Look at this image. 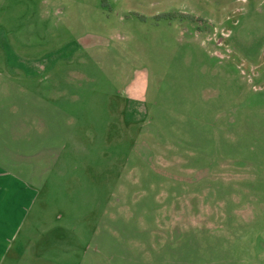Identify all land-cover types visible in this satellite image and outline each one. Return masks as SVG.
I'll use <instances>...</instances> for the list:
<instances>
[{
  "label": "rangeland",
  "instance_id": "rangeland-1",
  "mask_svg": "<svg viewBox=\"0 0 264 264\" xmlns=\"http://www.w3.org/2000/svg\"><path fill=\"white\" fill-rule=\"evenodd\" d=\"M0 158L35 264H264V0H0Z\"/></svg>",
  "mask_w": 264,
  "mask_h": 264
},
{
  "label": "crops",
  "instance_id": "crops-1",
  "mask_svg": "<svg viewBox=\"0 0 264 264\" xmlns=\"http://www.w3.org/2000/svg\"><path fill=\"white\" fill-rule=\"evenodd\" d=\"M4 81V89L8 92L12 91L7 80H3L2 83ZM40 84L42 85L37 84L39 90L37 95L41 94L43 98L39 96L37 99L50 100L54 94L60 97L61 92H58L52 85L43 82ZM45 84L50 92L47 98L48 91L44 87ZM27 88L25 85H19L21 92L27 91ZM16 97L18 99H12L13 102H18L26 109L29 107L28 98ZM3 160L5 159L0 158V264H35V260L40 257L39 253H36L38 245L35 244L36 241L33 238L29 237L32 230L23 228L25 217L35 200V192L29 187L31 183L28 184L22 179L20 173L6 169L3 166ZM34 228L37 227L34 226ZM53 243L57 244L53 240L47 244ZM42 264H44L43 261Z\"/></svg>",
  "mask_w": 264,
  "mask_h": 264
}]
</instances>
